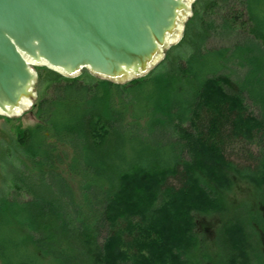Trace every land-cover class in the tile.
I'll return each instance as SVG.
<instances>
[{"label":"trees","instance_id":"trees-1","mask_svg":"<svg viewBox=\"0 0 264 264\" xmlns=\"http://www.w3.org/2000/svg\"><path fill=\"white\" fill-rule=\"evenodd\" d=\"M199 6L198 19L208 25L203 23L197 34L191 58L161 76L170 83L160 99L157 74L125 84L48 79L47 93L36 103V125L18 135L17 198L0 200V225H9L8 213L28 211L30 225L19 224L27 227L24 240L59 264L202 263L190 259L198 241L190 212L216 208L221 181L228 182L226 170L238 172L224 146L236 140L244 149L250 144L249 158L242 160L245 175L259 168L264 174V99L253 84L250 91L240 86L241 64L240 72L220 75L222 69L214 63H235L236 39H245L246 32L264 44V0H200ZM211 20L217 22L214 29ZM205 57L201 68L193 67V60ZM263 70H255L250 61V72L257 73L261 86ZM210 91L219 97L215 103H210L215 98H208ZM61 147L70 154L67 171L79 178L78 197L57 171L66 158ZM138 177L151 185L148 208L134 200L132 184ZM175 177L177 187L169 183ZM22 193L30 195L28 200H20ZM175 195L179 204L173 205ZM136 229L139 238L124 243L122 236ZM240 231L224 230L225 245L238 242L230 263L247 255ZM129 243L137 251L147 247V255L137 253L129 260L121 248ZM50 244L60 250L49 249ZM5 245L0 243L1 264L38 261L13 259Z\"/></svg>","mask_w":264,"mask_h":264},{"label":"rangeland","instance_id":"rangeland-1","mask_svg":"<svg viewBox=\"0 0 264 264\" xmlns=\"http://www.w3.org/2000/svg\"><path fill=\"white\" fill-rule=\"evenodd\" d=\"M199 1L200 0H189L188 3H186L185 8L179 13L178 23L180 26L175 36L176 39L160 48L159 53L149 68V71L139 77L128 75L124 81L121 79L122 81L120 82V80L116 79H103L93 74L87 68L81 69L76 75L72 76L61 72L59 73L58 71L48 69L44 66L30 67L35 74V80L31 84V98L29 99L31 103L29 108L18 116H0V200L4 197H8L9 200L14 199V196L17 198L16 194H14V179L21 152L18 145V135L22 131L31 129L36 125V103L47 93L50 84L48 83V79L54 76H60L62 78L79 77L81 81L87 84L94 83L97 80H106L114 84H125L133 79L144 78L150 74H157L158 77L155 79V85L157 84V89H159V94H157V96L159 99L162 98L160 94L163 93V89L168 83H170V81L161 76L175 72L179 64L182 65L185 61L191 58L197 34L203 32V26L207 23L198 19V13L200 14L202 10V8L200 9ZM216 23L213 24L211 20V24H209L213 27L211 29L216 27ZM220 29V31L223 30L222 27ZM245 36V39H236L240 44L234 51V54L236 55V59H234L236 62L233 63L234 65L221 64L216 60L214 63L222 69V71L218 72L220 75H229V73L232 71L234 73V70L238 71V69L240 72L242 66L243 68L239 75L241 79L240 86H245L250 91V85L253 84L255 93L262 96L264 99V85L261 86L256 81L255 77L257 73L250 72V61L255 70L258 68L264 69V44H262L261 41L252 38L247 32L244 37ZM202 48L201 50H206V48ZM206 60V57L195 59L192 61V65L194 68L199 69ZM239 64H241V66ZM236 65H239L240 67H237ZM252 68L253 67H251V69ZM262 73H264V70ZM262 78H264V75ZM208 94L210 95L208 98L213 96L211 91L207 93V95ZM213 97L215 98L212 99L210 103H215L219 99V97ZM222 105L223 102L217 106L220 108ZM249 110H251L250 107ZM239 126L243 127L242 125ZM233 140H235V138H233ZM60 150L66 151V158H63L64 162L62 165H57V171L62 174L64 179L73 189L76 197H78L77 183L79 178L75 175H71L66 168L70 154L66 147H61ZM223 150L225 157L236 165L238 172L229 171L228 169L226 170V178L228 179V182L221 181L218 189L219 203L217 202L218 205L216 208H204V211L190 212V216L194 218V233H196L198 239L197 244L193 247V251H191V262H194L195 260L203 262L209 259L208 261L213 264H264V174L260 172L262 168H259L260 170L255 174H248V176L245 175L248 173L246 168H243V166H246L244 165L246 161L242 160L249 158V156L246 157L245 154H247L248 151L250 152V144L244 149L243 146L240 145V142L236 140L225 145ZM252 164L253 163L250 162V166ZM141 178L143 177H138V179L132 184V186H134L133 192L135 191L133 196H137L134 200H136V202L138 200L139 205L144 206L143 208H148V201L150 199L149 187L151 185L148 181L141 180ZM169 183L177 187V177H175V180H169ZM129 194L132 195L130 192ZM29 197L30 195L22 193L20 200L26 201ZM174 200L173 205H176V203L179 204V195H175ZM133 204L136 205L134 202ZM133 204L132 202L130 203V205ZM150 204L151 203H149V205ZM142 206L140 207L142 208ZM13 208L12 211L14 210ZM30 209V211H32V208ZM9 215L10 214L8 213L6 217L9 221V225H0V243H6L5 249L12 253L11 257L13 259L32 261L34 257H36L38 260L35 261L36 264H59L56 258L42 255L27 239L24 240L27 227L24 228L25 230L21 229L19 224L22 222L25 226L27 224L30 225L29 223L32 220V216L28 211L23 212V214L17 213L16 215H13L12 212L11 217ZM120 226V228H123L124 224ZM140 226H142L141 223ZM3 227L11 229V233H5ZM232 228H239L240 230L242 228V231H240V240L245 241V244L247 245V247L245 246V250L247 251L245 252L247 255L240 260V263H235L234 261L230 263L231 260L229 261V257L233 256V246H237L238 242H230L231 245L228 243L225 245L223 242L224 230ZM139 236L140 232L136 229L132 230L130 234H124L122 238L124 243L127 239L132 243L139 238ZM237 237V235H234L233 241L234 239L237 240ZM219 238H222L221 241H218ZM3 239L5 241H2ZM249 241L250 252L248 253ZM218 242L220 243V246ZM130 243L127 246L122 245L121 247L129 254V260H132V256L138 257L140 254L147 255L149 250L147 247L140 251L138 249L137 251V249L130 245ZM49 246L50 248H48L51 250L54 249L55 252L60 250L56 249L57 246L52 244ZM248 254H250V258Z\"/></svg>","mask_w":264,"mask_h":264},{"label":"water","instance_id":"water-1","mask_svg":"<svg viewBox=\"0 0 264 264\" xmlns=\"http://www.w3.org/2000/svg\"><path fill=\"white\" fill-rule=\"evenodd\" d=\"M184 8L183 0H0V110L31 98L26 58L72 76L145 74Z\"/></svg>","mask_w":264,"mask_h":264},{"label":"bare ground","instance_id":"bare-ground-1","mask_svg":"<svg viewBox=\"0 0 264 264\" xmlns=\"http://www.w3.org/2000/svg\"><path fill=\"white\" fill-rule=\"evenodd\" d=\"M189 0H183V3L186 5V3H188ZM179 13L180 11L177 12V16H176V22H175V28L173 29V31L171 32V34L167 35V40L165 42V44L170 43L171 41H174L176 39V33L177 30H179V23H178V17H179ZM26 62L27 65L29 67H34V66H44L46 68H50L52 70L58 71L59 73H63L61 69L58 68H53L51 66H49L46 62H36L31 58H26ZM131 76V73H127L126 76ZM30 100L28 98H23L20 107H17L13 110H10L8 112H3L2 110H0V116H18L21 113H23L24 111H26L29 106H30Z\"/></svg>","mask_w":264,"mask_h":264},{"label":"flooded vegetation","instance_id":"flooded-vegetation-1","mask_svg":"<svg viewBox=\"0 0 264 264\" xmlns=\"http://www.w3.org/2000/svg\"><path fill=\"white\" fill-rule=\"evenodd\" d=\"M206 232V231H205ZM253 234V233H252ZM250 235V234H249ZM207 236H208V234H207ZM212 239V238H211ZM222 239V238H221ZM221 239L219 238L218 239V241H221ZM218 244H219V246H220V243L218 242ZM250 252V241H249V243H248V253ZM249 255V258H250V254H248ZM209 260V259H208ZM208 260H206V261H203L202 263L203 264H213L212 262L210 263V261H208ZM205 262V263H204Z\"/></svg>","mask_w":264,"mask_h":264}]
</instances>
